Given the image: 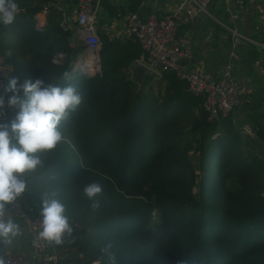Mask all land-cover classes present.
Here are the masks:
<instances>
[{
    "label": "trees",
    "instance_id": "obj_1",
    "mask_svg": "<svg viewBox=\"0 0 264 264\" xmlns=\"http://www.w3.org/2000/svg\"><path fill=\"white\" fill-rule=\"evenodd\" d=\"M50 1L17 0L15 22L0 25L2 46L13 48L16 38L33 54L23 64L9 60L14 69L0 93L12 95V78L63 85L69 70L82 95L64 139L28 177L33 215L44 193L66 205L73 232L56 245L74 250V264H113L110 256L115 264H264V128L243 135L233 113L209 122L203 98L175 71L142 88L132 78L143 55L133 38L102 39L99 71L76 70L85 46L62 29ZM45 10L47 22L38 24ZM14 115L5 109L0 120ZM92 182L103 188L97 209L83 195Z\"/></svg>",
    "mask_w": 264,
    "mask_h": 264
},
{
    "label": "crops",
    "instance_id": "obj_2",
    "mask_svg": "<svg viewBox=\"0 0 264 264\" xmlns=\"http://www.w3.org/2000/svg\"><path fill=\"white\" fill-rule=\"evenodd\" d=\"M132 1L98 0L95 28L101 42L104 38L120 40L131 38L126 30L125 19L119 14L131 12ZM177 3L178 0H137L134 12H137L141 18H146L154 11L159 15H165L173 12ZM50 4L60 12L67 13L71 32L75 38H78L77 0H51ZM209 12L214 21L213 25L206 23L204 18L199 20L198 16L186 18L180 24L175 41L186 40L188 51V55L180 60V64L183 69H202L214 76H220L235 40L238 60L234 62V74L251 88V94L241 101L233 112L232 118L235 124L242 125L243 135L254 137V130L257 127L264 128V49L254 42L234 38L232 31L236 30L252 41L264 43V0H211ZM46 14L45 10L38 15V24L47 22ZM82 56H86V53L81 54L79 58ZM144 59L145 55H142L137 61ZM11 71L12 67L0 56V75L4 73L7 76ZM255 110L263 114V117L256 118V121L253 119L254 115L250 116ZM4 123L0 120V124ZM28 188L29 182L27 191L22 195V198L27 207L32 209L35 202L30 196ZM9 212L12 214L10 208ZM12 216L20 224L21 229L25 228L18 217L13 214ZM17 247L19 249L8 251L6 256L16 254L22 256L26 264H43L35 262L33 255L20 249V243L17 244ZM51 248L61 253L64 259L62 263L72 262L73 249L60 248L54 242H51Z\"/></svg>",
    "mask_w": 264,
    "mask_h": 264
},
{
    "label": "clouds",
    "instance_id": "obj_3",
    "mask_svg": "<svg viewBox=\"0 0 264 264\" xmlns=\"http://www.w3.org/2000/svg\"><path fill=\"white\" fill-rule=\"evenodd\" d=\"M20 11L17 0H0V25H12ZM7 55H12L11 50ZM60 78L63 85L42 78L26 79L23 83L12 78L5 88L6 93L12 94L7 98V107L15 115L9 123L0 124V264H9L6 254L21 233L9 207L27 191L28 177L42 166L41 154L54 150L62 142L63 124L82 103V95L73 83L74 74L65 70ZM5 106V97L0 95V114ZM102 191L99 182L83 188V195L92 201L93 209L99 207L96 197ZM55 196L44 193L41 199L39 237L61 244L65 235H72L73 229L66 205ZM110 248L111 244H107L101 251L108 252ZM109 259L115 264L114 256Z\"/></svg>",
    "mask_w": 264,
    "mask_h": 264
},
{
    "label": "built area",
    "instance_id": "obj_4",
    "mask_svg": "<svg viewBox=\"0 0 264 264\" xmlns=\"http://www.w3.org/2000/svg\"><path fill=\"white\" fill-rule=\"evenodd\" d=\"M210 1L178 0L174 11L165 15H159L154 11L146 18H141L137 12L131 11L127 14L121 13L119 16H123L125 19L128 35L137 40L143 49L145 59L139 61L157 73L159 77L165 71H175L179 77L186 80L189 90L195 96L203 98L202 107L207 114V120L216 122L231 115L241 101L251 94V88L234 74V62L238 60L235 40L220 76H214L202 69H183L180 60L188 55L186 49L187 41H175L177 30L184 19L196 17L200 13H205L211 17L208 9ZM97 12L98 0H77L76 22L79 26L78 39L85 46L84 54L86 53V56L83 57L84 64L89 59L93 60L92 66L87 65L90 67L88 69L90 73H95L100 69L99 47L101 41L95 28ZM60 26L63 30H70L68 15L64 11H62ZM232 32L234 38L254 42L264 49V43L252 41L236 30ZM77 69L84 70L82 67ZM7 76L4 73L0 75V88L5 85ZM9 208L12 214L23 222L24 227L32 237L34 246L33 260L43 264H64L62 263L63 256L58 250L51 248V242L39 237L41 216L31 213L22 196ZM79 256L83 258V254ZM6 257L9 264H26L22 256L9 254ZM92 264H98V261H93Z\"/></svg>",
    "mask_w": 264,
    "mask_h": 264
},
{
    "label": "water",
    "instance_id": "obj_5",
    "mask_svg": "<svg viewBox=\"0 0 264 264\" xmlns=\"http://www.w3.org/2000/svg\"><path fill=\"white\" fill-rule=\"evenodd\" d=\"M203 18L205 19L206 23H209L211 25L214 24V21L211 19V17H209L205 13H200L198 15V19L202 20ZM83 57L84 56L80 57L77 60L76 68L82 67V69H84L83 71L88 72V68H86L84 64ZM131 71H132L133 80L136 83H138L142 88H147L151 83H153L157 78H159L157 73L149 69L145 64H143L140 61H136L131 65ZM19 243H20V249L28 251L30 255L34 254L32 237L26 228L21 229V233L16 237L13 245L14 247L11 248V251H14L15 249H19V247H17V244Z\"/></svg>",
    "mask_w": 264,
    "mask_h": 264
},
{
    "label": "rangeland",
    "instance_id": "obj_6",
    "mask_svg": "<svg viewBox=\"0 0 264 264\" xmlns=\"http://www.w3.org/2000/svg\"><path fill=\"white\" fill-rule=\"evenodd\" d=\"M209 7H210V4H209V6H208V9H209ZM70 31H71V28H70ZM10 38H12V37H10ZM2 37H1V34H0V56H2V53L6 56V61H5V59H4V57H3V59H4V61L7 63V64H9V66H11L12 67V70L14 69L13 68V65H12V63L9 61V60H11V59H13V58H15V60L18 62V64H23V63H25V62H27V61H30L31 59H32V56H33V54L32 53H30L29 51H28V46H27V44H24V43H21V42H18L17 40H16V38H14L13 39V45H14V47L13 48H11V49H6V47L5 46H2ZM2 43V44H1ZM9 50H11V52H12V55L11 56H8L7 55V52L9 51ZM13 56H15V57H13ZM41 59L42 58H39V60H38V63H41ZM55 62H58V60H57V58L55 59ZM157 81V80H156ZM156 81H154V82H156ZM2 89V87L0 88V90ZM0 95H3L4 96V94H1L0 93ZM5 97V101H6V106H5V109H9L10 111H13L12 109H10V108H8L7 107V98L8 97H6V96H4ZM4 109V110H5ZM4 110H3V112H4ZM14 112V111H13ZM75 225L76 226H79V224H77V223H75ZM61 254V253H60ZM63 261H64V259H63Z\"/></svg>",
    "mask_w": 264,
    "mask_h": 264
},
{
    "label": "bare ground",
    "instance_id": "obj_7",
    "mask_svg": "<svg viewBox=\"0 0 264 264\" xmlns=\"http://www.w3.org/2000/svg\"><path fill=\"white\" fill-rule=\"evenodd\" d=\"M92 62H93V60H92V61L89 60V62H86L85 64H86V66H87V65H91V66H92V65H93ZM87 68L90 69V67H88V66H87ZM91 69H92V67H91Z\"/></svg>",
    "mask_w": 264,
    "mask_h": 264
}]
</instances>
